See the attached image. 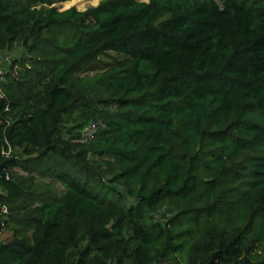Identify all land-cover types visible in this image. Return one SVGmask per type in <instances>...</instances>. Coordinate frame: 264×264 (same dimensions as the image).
I'll use <instances>...</instances> for the list:
<instances>
[{
	"label": "trees",
	"instance_id": "16d2710c",
	"mask_svg": "<svg viewBox=\"0 0 264 264\" xmlns=\"http://www.w3.org/2000/svg\"><path fill=\"white\" fill-rule=\"evenodd\" d=\"M75 2L0 0V264H264V0Z\"/></svg>",
	"mask_w": 264,
	"mask_h": 264
},
{
	"label": "rangeland",
	"instance_id": "374dc122",
	"mask_svg": "<svg viewBox=\"0 0 264 264\" xmlns=\"http://www.w3.org/2000/svg\"><path fill=\"white\" fill-rule=\"evenodd\" d=\"M142 2H149L150 0H139ZM101 3V0H76L75 3L70 5L68 8L65 6L64 3H56L55 7L59 8L62 11L76 8L80 12L87 11L88 9L92 7H97ZM26 55V51L22 49L21 47L15 48L12 52H5L3 53L2 60L0 61V69L5 70L8 68L9 64H11V61L13 62L16 59H20ZM4 60V61H3ZM126 61V58L122 55L116 54V53H109L107 55H103L99 58L98 62L93 66L92 69H89L88 71L81 74L83 77H90L95 76L111 66H117L121 62ZM17 173L26 176V173L23 172L20 168L15 170ZM46 183H50L54 185L59 191H63L64 189L61 187V185L58 182H55L50 179H44L43 180ZM164 219H168L167 214L163 216ZM32 232H18V230L13 227V225H8L3 232V234L0 237V241L9 243L13 241L15 238H25L28 240H31ZM126 237L130 239V232L126 230Z\"/></svg>",
	"mask_w": 264,
	"mask_h": 264
},
{
	"label": "built area",
	"instance_id": "2783aa9c",
	"mask_svg": "<svg viewBox=\"0 0 264 264\" xmlns=\"http://www.w3.org/2000/svg\"><path fill=\"white\" fill-rule=\"evenodd\" d=\"M2 56H3V54L0 55V61L2 60L1 59ZM11 63H12V61H11ZM10 66H11V64H9L8 68ZM8 68L5 70L0 69V94H3L1 84L3 82H5V77L7 75ZM97 133H98V125L96 123H92L90 126H88L86 129H84L82 131L81 142L82 143H91L95 139Z\"/></svg>",
	"mask_w": 264,
	"mask_h": 264
}]
</instances>
